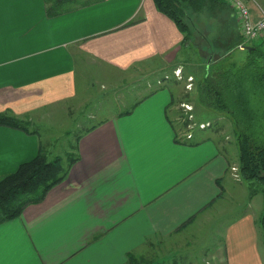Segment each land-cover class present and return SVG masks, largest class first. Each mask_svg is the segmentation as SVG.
<instances>
[{"label": "crops", "instance_id": "1", "mask_svg": "<svg viewBox=\"0 0 264 264\" xmlns=\"http://www.w3.org/2000/svg\"><path fill=\"white\" fill-rule=\"evenodd\" d=\"M65 3L64 12L50 14L48 0H0V114L31 125H0V177L47 151L48 130L34 123L72 100L99 97L91 69L93 77H111L147 66L182 69L186 61L183 32L154 0ZM247 3L259 20L264 0ZM160 89L94 121L67 178L0 222V264H125L131 253L180 264L170 257L191 243L205 264H264L263 200L256 207L246 200L235 215L213 211L227 191H248L233 175L232 145L216 124L180 138L174 97Z\"/></svg>", "mask_w": 264, "mask_h": 264}, {"label": "trees", "instance_id": "2", "mask_svg": "<svg viewBox=\"0 0 264 264\" xmlns=\"http://www.w3.org/2000/svg\"><path fill=\"white\" fill-rule=\"evenodd\" d=\"M50 2H53L49 8L50 14L65 11V0ZM154 2L158 10L173 19L183 32L182 46L186 48H194L195 33L200 32L201 26L195 23L194 13L200 15L213 9L228 12L231 19V25H228L231 28L227 34L228 41L232 32L239 30L240 37L236 43L228 46L224 54L207 60L204 72L195 77L193 93L187 100L194 98L195 104L206 106L220 117L232 120L229 122L233 126L238 145L240 176L243 180L256 183L257 186L252 187V194L260 191L263 195V213L259 219V226L264 234V48L259 41L262 38L248 42L246 48L241 49L242 56L237 57L234 50L239 48L245 39L238 22H232L234 12L226 0H154ZM217 41L222 44L218 39ZM214 45L216 48L219 47ZM177 113L182 114V111ZM188 123L187 118L182 124L187 126ZM218 124L215 129L217 132L222 130L225 122L223 121L219 128ZM0 125H9L26 131H30L31 126L27 121L5 113L0 114ZM213 126L215 125L210 122V127ZM95 127L96 125H92L84 132ZM82 134L78 136L67 159L61 156L50 158L42 148L34 159L23 163L15 172L0 177V222L18 218L27 206L42 202L53 187L67 178L71 167L79 159L78 142ZM125 264L160 263L139 258L131 253Z\"/></svg>", "mask_w": 264, "mask_h": 264}, {"label": "rangeland", "instance_id": "3", "mask_svg": "<svg viewBox=\"0 0 264 264\" xmlns=\"http://www.w3.org/2000/svg\"><path fill=\"white\" fill-rule=\"evenodd\" d=\"M79 1L81 0H77V2ZM212 13L216 15L210 16ZM232 17L234 18L232 22L234 23L236 21L237 23L234 13ZM193 18L195 23L197 22L201 27H199L200 32L195 33V38L193 41L195 45L194 48H186L184 49L185 55L182 54L183 59L184 56H186V61H183L184 66L181 69L183 73L181 79L175 75L174 65L164 66L163 68L161 67V69H157L156 67L150 69L148 66L145 68H135V71H130L131 74L129 71H122L120 72L121 75L111 77H93L92 71L95 72L96 70H94L92 67L93 69L89 71L88 82L96 83V91L101 90L102 93L98 98L97 94L95 93V96L92 99H87V101H84L82 98L72 100L68 103L69 108L58 109L53 119L34 123L36 127L43 129L42 132H44L45 129L48 130V132L44 134V140L47 142V155L50 158L61 156L64 159H67L69 152L72 151V147L77 142L78 136L82 134V132H84L87 128L92 126L94 121L130 108V106H132V104L137 100L152 93L156 89L158 90V88H161L160 90H169L171 96L174 97L177 111H182V114L176 113V116H174L176 117V124L179 125L177 127L180 130V134H186L191 129L194 130L196 134L210 133L214 126H208L207 128L202 129L199 127L200 124L209 121L215 125L220 122V120H223L224 117L221 118L218 113L206 106H203L199 103L195 104L194 98L189 97L191 100H187L188 96L193 93V88L188 89L186 87L188 83V76L193 74L192 76L194 79L195 77L200 76L204 72V67L207 66V60H209L211 57L217 58L219 55L224 54L227 51L228 46L238 41L237 38L240 37V33L238 29L234 31L235 33L232 32L230 41H228L227 34L231 31V28L228 27V25H231L230 14L228 12L213 9L211 11L203 12L200 15L198 13H194ZM217 39L222 44L218 43ZM260 42H262V47L264 48V41L260 40ZM214 44L219 47L216 48ZM234 52L237 57L242 56L241 49L237 48L234 50ZM156 64L157 61H154V66H156ZM175 80H179L180 82L176 83ZM101 82H104V89H101ZM147 85L150 86L148 87ZM90 96H92V94ZM183 103H190L194 108L191 111L194 114V118L191 122L189 121L190 123H188L187 126L182 124L183 121L187 119L186 113L183 111L186 109L183 107ZM94 111L99 112L97 117L92 116V112ZM229 120L231 119L228 118V121L225 122L222 130L219 132V136L232 145L230 146V149H232L233 152H231L233 155L232 161L239 165L238 145L236 142L235 132L233 131V126ZM219 127L220 124H218V128ZM243 183L248 187V191H246L245 188H241L242 190H239L237 193L236 190H234L235 188L230 193L227 191L220 206L213 211L219 210V212H224L229 210L233 215H235L238 213L239 207L243 206L248 200H252V203L256 207L257 202L263 200L262 193L259 191L257 194H252V187L255 188L257 186L256 183H251L250 181H245ZM225 185L229 186L227 182ZM234 185L239 184L234 183ZM196 234L200 235L199 228ZM201 241L198 242V244L201 243ZM176 251H180L182 256H174L173 254H176ZM176 251L171 252L167 257L173 255V257L170 258L178 260L180 264H205V255L203 250L197 251V245L195 244L191 243L186 246L183 245ZM173 261L166 263H163L164 261H158V263L178 264L177 262Z\"/></svg>", "mask_w": 264, "mask_h": 264}, {"label": "built area", "instance_id": "4", "mask_svg": "<svg viewBox=\"0 0 264 264\" xmlns=\"http://www.w3.org/2000/svg\"><path fill=\"white\" fill-rule=\"evenodd\" d=\"M226 1L232 8L234 15L236 17V20L238 22L240 32L245 39V42L239 45V49L244 50L248 42H252L254 40L264 37V9H262L261 11L260 19L254 20L251 9L246 0H226ZM174 72H175V75L179 79L182 78L183 73L180 68L176 69ZM193 81H194V77L192 75H189L188 83L186 85L188 89L193 88ZM183 107L186 108L183 110L186 113V118H188L189 121L191 122L192 119L194 118V114L191 112L194 109L193 105L190 103H183ZM208 126H210L209 121L206 123L200 124L199 127L204 129V128H207ZM192 131L193 130L191 129L188 133L179 134V136L180 138L191 139L193 137ZM233 171H234V175L236 179H239L240 178L239 167L234 166Z\"/></svg>", "mask_w": 264, "mask_h": 264}]
</instances>
